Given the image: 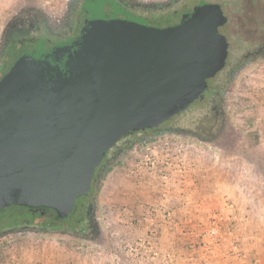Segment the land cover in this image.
Instances as JSON below:
<instances>
[{"label":"rangeland","instance_id":"rangeland-1","mask_svg":"<svg viewBox=\"0 0 264 264\" xmlns=\"http://www.w3.org/2000/svg\"><path fill=\"white\" fill-rule=\"evenodd\" d=\"M122 1L162 7L175 0ZM75 2L0 0V53L7 36L9 40L0 81L33 50L27 38L10 36V30L27 27L37 15L44 30L61 35L67 31ZM100 10L134 24L149 23ZM263 17L260 12L257 24ZM258 27L262 30L264 25ZM185 38L190 55L198 58L190 89L180 93L187 102L174 101L150 115L140 126L147 135L133 144L126 145L127 132L141 130L132 124L104 145L106 154L114 151L115 143L125 146L105 162L95 179L91 227L86 231L79 227L81 234L70 233L56 229L65 223L56 222L59 218L51 209L34 213L5 208L0 211V264H264V125L260 124L264 122V50L241 59L222 76L226 84L213 97L212 110L200 124L202 135L197 136L174 125L201 103L209 90L206 83L227 57H216L210 68L199 65L201 56L193 50L187 32ZM215 39L219 46L230 43L224 35ZM43 48L57 46L46 42ZM7 146L0 142V175L12 157ZM146 157L154 166L144 164ZM213 229L217 234H212ZM183 242L195 244L198 252L187 254L174 247Z\"/></svg>","mask_w":264,"mask_h":264},{"label":"water","instance_id":"water-1","mask_svg":"<svg viewBox=\"0 0 264 264\" xmlns=\"http://www.w3.org/2000/svg\"><path fill=\"white\" fill-rule=\"evenodd\" d=\"M186 26H148L91 12L69 45L32 50L0 81V211L75 209L93 155L114 134L168 105L190 85L197 59Z\"/></svg>","mask_w":264,"mask_h":264},{"label":"trees","instance_id":"trees-1","mask_svg":"<svg viewBox=\"0 0 264 264\" xmlns=\"http://www.w3.org/2000/svg\"><path fill=\"white\" fill-rule=\"evenodd\" d=\"M194 3L195 2L193 0H175L172 5L158 7L157 5H154L151 2L147 5H143L140 3L124 4L122 0H76L72 11L69 13L66 28L67 31L65 33L57 35L50 31L44 30L40 21L41 18L38 19L36 15L34 17H31V21H29L31 23L27 27L24 26L16 29H11V34L9 35H22V38H27L31 42L33 50L43 48L46 42H51L52 45H56L57 48L55 49H62L67 47L68 43H70L72 39L79 35L83 27L85 17L91 12L101 11L100 8H102L104 10L115 11V14H117L118 16L128 17L129 19H132L134 21H143L146 23L149 22L148 24L143 23L144 25L148 26H161V23H167V26L179 23L185 25L187 28V35L191 37V46L193 50L196 54H200L201 56V63H199V65H205L207 68H210L215 63L216 57L223 55L227 57L226 66L224 67V70L226 68L228 72L230 71V69L233 68V66L239 63L241 59H244L253 52L259 51L261 49L264 50V43L259 46H254V44L251 43V40L254 38L256 39V36L258 34H263L261 28L254 25V22L258 21V16L255 18L254 13H257L258 10L260 12H263L264 1L246 0V4H244L242 8V10L245 12V20H241V26L239 27V25H237L234 31L228 29L224 30V32L228 34H231V32H233L235 40L240 43V45L235 48H233L229 44H227L226 46H219V40L215 39V37L213 36L216 30L211 25L215 21V19H210L212 17L210 13L206 15L207 11H209L207 7L204 8L203 5H200V7L194 6ZM208 3L209 1L206 2V5ZM238 20L240 21V17H238ZM186 22L189 24L192 30H188ZM259 23L260 25H262V20L259 21ZM6 40L7 42L0 53V68L4 67L5 64V53L8 50L7 43L9 42L8 36ZM193 58H196L198 62L197 55ZM227 72H225L224 75ZM225 84L226 81L224 82L223 79L220 80L218 77L216 80H214V82L210 81L209 83H206V87L209 88L208 92L205 91V94H203V96L201 97V103L197 104V106H195L192 111L189 112L192 121H194H191L188 125H185V115H183L180 119V122H176L174 125L178 128L177 130H180L184 133L187 131L197 136H201L202 133L200 132V124L203 120V117L208 111L212 110V99L217 94V91L222 86H225ZM189 89L190 87L184 90V92L188 91ZM180 93L179 96L173 99L170 103H173L174 101L178 102L179 100H181L182 103L185 104L187 101L183 99L182 95L180 96ZM180 97L181 99H179ZM237 119H239L238 121L241 120L240 117H237ZM143 123H138L137 125H134L137 126L139 130H141L140 132H137L136 130H130L127 132L128 137L126 139V145L133 144L139 136L147 135V130H142V128L140 127ZM260 124L264 125V122H260ZM169 126H165V129H168ZM129 128L130 127H128L127 129ZM106 144L109 145L110 143ZM124 146L125 145L115 143L113 145L114 151L109 154H106V152L103 151L105 147L104 146L102 149L98 150L97 153L94 154L95 156L93 155L92 159L88 163L82 185L79 188V196L76 200L75 209L70 214H73V216L72 218L69 216L70 218L68 217L64 221H60L59 219L57 220V218H55L56 222H61L65 224L67 223L66 225L64 224V226L57 227L56 229H62L66 232H75L76 234H81L82 231H86L91 227L89 209L91 206L92 196L95 192V179L101 172L103 166L105 165V162H107L109 158H112L115 154H117ZM11 160L12 158L10 157L9 163H11ZM83 187H86L85 192L82 191ZM13 207L25 208L33 211L34 213H43V211L51 209L48 207L30 208L20 206H11L9 208ZM53 211L55 212V216H58L57 212L55 210ZM234 224L235 223L232 221L228 222V226L231 229H234ZM79 227L83 228L82 231H80L81 229H78ZM192 227L193 230H196L195 225H192ZM174 247L176 249H183L184 252L187 254H194L196 251L198 252L197 246L195 244L192 245L188 242L180 243L179 245H175Z\"/></svg>","mask_w":264,"mask_h":264},{"label":"flooded vegetation","instance_id":"flooded-vegetation-1","mask_svg":"<svg viewBox=\"0 0 264 264\" xmlns=\"http://www.w3.org/2000/svg\"><path fill=\"white\" fill-rule=\"evenodd\" d=\"M193 1L199 7H200V5H203L204 7H207L208 10H210V9L212 10L210 12V14L212 15L211 19H215V21L211 25L216 30V32H214V34L216 36H223L224 35V37L229 38L230 39L229 45L232 46L233 48L238 47V45H240V43L235 40V36H233L234 35L233 32H231V34H228V33H225L224 30L228 29V30L234 31L236 29L237 25H239V27L241 26V23H242L241 20H245V12L242 10V8H243V5L246 4V0H193ZM207 1H209V3L206 5ZM261 1H264V0H261ZM259 13H260L259 10H258L257 13L256 12L254 13L255 18L257 16L259 17ZM262 13L264 14V6H263V12ZM238 17H240V21L238 20ZM263 19H264V17L262 18V24L264 25ZM258 24H257L256 21L254 22V25L258 26ZM263 29H262V31H263ZM256 37H257L256 39L254 38V39L251 40V43H253L254 46L262 45L264 43V34H262V35L258 34ZM225 66H226V63L221 66V69H218V73H215L214 77H212V79L209 80L207 83H209L210 81L214 82V80H216L217 77L220 80H222V76L224 75L225 72H227L226 68H225L226 71L224 70ZM194 68H195V66H194ZM190 85H191V82H190ZM190 85H189V87H190ZM189 87H187L186 89H188ZM188 114H186L187 116L185 115V125H188L192 121L190 114L189 115ZM149 116H147L145 118V120ZM133 125H137V124L133 123ZM129 127H130V125H129ZM116 133L114 134L113 138L110 141L105 142L103 144L102 148L104 147V145L106 143H111L114 140V137H115ZM6 143H8V142H6ZM7 148H9V150H11L10 144H9V146H7ZM102 148H100V149H102ZM11 154H12V150L10 151L8 156H10Z\"/></svg>","mask_w":264,"mask_h":264},{"label":"built area","instance_id":"built-area-1","mask_svg":"<svg viewBox=\"0 0 264 264\" xmlns=\"http://www.w3.org/2000/svg\"><path fill=\"white\" fill-rule=\"evenodd\" d=\"M144 162H145V163H144L145 165L154 166V165H153V162H152L151 159H149L148 157L145 158V161H144ZM218 220H222V217H219ZM212 234H217L216 229H213V230H212ZM209 238H210V235H209Z\"/></svg>","mask_w":264,"mask_h":264},{"label":"crops","instance_id":"crops-1","mask_svg":"<svg viewBox=\"0 0 264 264\" xmlns=\"http://www.w3.org/2000/svg\"><path fill=\"white\" fill-rule=\"evenodd\" d=\"M240 248V247H239Z\"/></svg>","mask_w":264,"mask_h":264}]
</instances>
